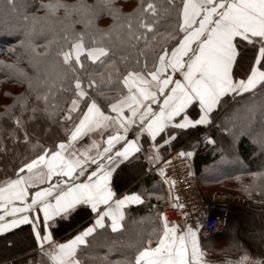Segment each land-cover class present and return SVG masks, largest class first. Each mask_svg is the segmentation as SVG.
<instances>
[{"label":"trees","instance_id":"trees-1","mask_svg":"<svg viewBox=\"0 0 264 264\" xmlns=\"http://www.w3.org/2000/svg\"><path fill=\"white\" fill-rule=\"evenodd\" d=\"M47 2L18 0L23 7L17 15L7 9L4 0H0V186L10 178L15 179L20 166L35 158L41 147L51 151L53 145L67 142L81 110H87L85 97L76 110L70 111L71 101L76 98L74 81L58 78L57 72L63 69L53 67L58 45L64 43V31H57L55 39L51 33L40 31L35 34L34 43L39 45L37 51L45 54L39 57L38 83L35 80L37 70L33 67L35 62L22 46L32 17L42 16L45 9L40 5ZM150 3L155 6V13L147 10ZM182 4L183 0H117V7L125 19L124 40L117 44L104 43L109 49L107 59L102 58L103 63L87 61L78 72L82 86L105 113L110 112V103L126 93L123 77L129 71L151 69L158 63L162 50L170 52L182 39L183 33L178 29L182 22ZM107 15V12H101L96 17L98 26L106 23L104 17ZM24 16L29 19L24 20ZM129 21L132 24L131 35L126 26ZM141 24H151V28ZM79 27L75 25L74 33H83L79 32ZM108 27L113 28L114 25L109 23ZM46 39H51L52 43L47 44ZM85 42L90 43L86 35ZM252 56L251 46L240 43L232 68L235 80L246 79L245 73L250 74V63L258 67ZM90 73L96 83L88 88ZM38 96H47L48 103ZM197 110L198 106H190L189 116L193 117ZM168 135L175 138L165 144L164 139ZM208 138L214 141V145L195 156V168L201 184L212 192H226L233 199L247 201L245 205L236 206L235 216L228 219L223 234L218 236L222 245L216 248H220L217 253L236 252L233 248L239 245L241 237L255 230L254 223L264 225V87L257 85L250 92L221 97L211 113V123L163 132L156 142L163 155L168 151L188 150L194 154ZM141 144L147 153L151 141L141 137ZM147 171L148 161L141 151L121 163L112 180L116 194L150 185L157 172ZM162 186L161 199L145 200L142 205L127 209L121 230L113 231L107 225L89 236L87 244L77 250L76 258L80 263L128 264L148 241L156 242L162 233L161 219L168 203L167 190L163 183ZM93 215L88 206L78 205L69 216L63 220L57 218L51 224L52 237L60 242L73 238L88 226ZM201 235L203 242L217 238ZM0 264L51 262L41 250L31 224H27L0 235Z\"/></svg>","mask_w":264,"mask_h":264},{"label":"snow or ice","instance_id":"snow-or-ice-1","mask_svg":"<svg viewBox=\"0 0 264 264\" xmlns=\"http://www.w3.org/2000/svg\"><path fill=\"white\" fill-rule=\"evenodd\" d=\"M4 2L9 11L19 15L23 6L18 0ZM40 7L46 9L49 16H55L63 8L65 19L74 14L81 15L87 9L89 23L101 12L114 17L120 15L119 8L114 7L111 0H100L94 13L90 11L91 6H69L63 0H48ZM182 7V22L178 25L183 33L182 39L170 52L162 50L158 63L151 69L129 71L123 77L127 91L115 103L109 104L112 115L101 111L78 75L87 61L103 63L102 58L108 56V47L94 37L88 38L90 43H86L84 33L64 31V43L58 45L53 67L63 69L57 72L58 78L74 81L76 98L71 101L70 111L76 110L85 97L87 110H81L67 142L53 145L51 151L41 147L35 158L20 166L15 179L10 178L5 181V186H0V208L5 209L0 213V232L30 223L38 241L53 242L54 247L46 253L51 264H80L76 258L77 249L87 244L86 238L97 228H104L105 220L110 221L113 231L118 230L122 227L120 221L125 206L142 202V194L135 192L117 198L110 185L118 162L143 149L141 137L152 141L151 146L158 150L154 142L161 132L206 125L221 97L250 92L257 85L264 87V71L261 70L264 69V0H183ZM147 10L156 12L151 3ZM23 18L29 19L27 16ZM34 19L36 17H32ZM126 26L131 35V22ZM141 26L151 28V24ZM41 32L49 33L46 29ZM104 35L109 33L104 31ZM46 43L51 44L52 40L46 39ZM240 43L251 46L252 61L258 67L250 63V74L245 73L246 79L235 80L232 68ZM30 47L35 56L45 55L37 51L39 45L34 42ZM33 67H36L35 63ZM177 75L180 78H174ZM95 83L94 75L90 73L88 88ZM29 86L32 87L31 80ZM38 99L48 103L47 96H38ZM190 106H198L193 117L188 114ZM129 132L131 139L128 138ZM89 134H98L101 138L106 135L107 139L102 142L103 146L90 140L88 146L77 148L75 142ZM174 138V135H168L164 143L168 144ZM180 154L193 155L191 151ZM148 158L155 159L156 154ZM81 176H87V180L81 182ZM38 180L47 186L35 191L29 203L25 199L26 190L30 186L36 187ZM15 200L22 201V206L8 210L5 202ZM78 205L89 207L94 214V223L66 243L54 242L45 229L51 227L57 218L63 220L69 216ZM32 212L42 213V221L39 216H32ZM6 215L11 218L6 219ZM38 222L44 226L40 230H37ZM43 247L41 244L42 251ZM203 257L197 229L189 226L178 233L176 225L169 226L164 220L163 234L158 237L156 246L151 247L149 241L148 246L137 250L128 264H206Z\"/></svg>","mask_w":264,"mask_h":264},{"label":"built area","instance_id":"built-area-1","mask_svg":"<svg viewBox=\"0 0 264 264\" xmlns=\"http://www.w3.org/2000/svg\"><path fill=\"white\" fill-rule=\"evenodd\" d=\"M213 145L211 138L206 139L190 157L181 155V151L170 152L162 167H156L171 192L163 218L170 226L176 225L178 232L191 226L205 236L218 237L223 234L229 215L234 211L231 194L205 188L195 168V156Z\"/></svg>","mask_w":264,"mask_h":264},{"label":"crops","instance_id":"crops-1","mask_svg":"<svg viewBox=\"0 0 264 264\" xmlns=\"http://www.w3.org/2000/svg\"><path fill=\"white\" fill-rule=\"evenodd\" d=\"M174 78H180V77L177 75ZM153 107H155V105H153ZM101 111H103V110L101 109ZM125 111L127 112V110H125ZM106 114L112 115L113 113H111V110H110V112L106 113ZM210 117H211V113H210ZM162 133L163 132H161L156 137V140L158 139V137ZM128 138L129 139L132 138L131 132L128 133ZM106 139H107L106 135L103 138H101V136L98 135V134H89V135H85L84 137L80 138L78 141L75 142V144H76L77 148H83V147L89 145L90 140H93V141H96L97 143H100L103 146L102 142L106 141ZM156 140H155L154 143L157 146H159V148H160V145L157 144ZM152 143L153 142L151 141V144L149 146V149H148L147 153L144 152L143 149L141 150V152L145 155V158L148 161V171H147L148 173L157 172L156 171L155 162L157 161L158 152L160 151V149L154 151L153 150L154 148L151 146ZM119 146L120 145H117V147H119ZM136 153L137 152L133 153L128 159H130ZM153 153L156 154V158L155 159H149L148 157H151L153 155ZM127 160H121L120 162H118L116 168L112 172L111 179H110V185H111L113 191H114V188L112 186L113 175H114L115 171L117 170V168L119 167V165L121 163L127 161ZM89 171H91V169H89ZM156 174L157 175L155 176V178L152 179V183L150 185H148V184L146 185L145 184L144 186L141 187L140 190L125 191V192H123L121 194H116L117 198H119L122 194L123 195H127V194H131L133 192L138 193V194H142V196H141V201L142 202L141 203L131 204V205H126L125 206L124 217L120 221L122 227L119 228L116 231H119V230H121L123 228V223H124V220L126 218L127 209L129 207L142 205L145 202V200H149V199L159 200V199L162 198V196H163V186H162L163 179L160 176V172H157ZM79 179H80L81 182H83V181L87 180V176H81V177H79ZM53 181H55V177H53ZM3 186H5V184ZM46 186H47V183H40L39 180H38L37 184H36V187H31L30 186V187L27 188L25 199L30 203L31 202L30 198L34 195L35 191L39 190V188L46 187ZM5 203H7L8 210H10L12 207L22 206V204H23V202L19 201V200H15V201H12V202H7L6 201ZM101 207H103V206H101ZM4 211H5L4 208H0V213H3ZM31 215L32 216H39L41 218V221H42V213L32 212ZM5 218L6 219H10L11 217H8L6 215ZM30 219H31V217H30ZM161 220H162V226H163L164 220H163V218ZM93 223H94V215H93L92 221L85 228L91 226ZM27 224H30V223L20 224V225H18L15 228L9 229V230H7L5 232H0V235L1 234H5L6 232H9L11 230L17 229V228H19L21 226H24V225H27ZM254 224L256 226L255 230H253V231L249 232L248 234H246L245 236L241 237L240 241H239V245L236 248H233L234 250H236V252H221V253H217L216 250H219L220 248L219 249H216V248L222 245V243H220V241H219V238L218 237L217 238H209V239H205V242H203L201 232L199 230H197V238H198L201 250L204 253L203 259L206 262V264H229V262H232V264H264V225L263 226H259L257 223H254ZM107 225L108 226L110 225V221L109 220H105V226H107ZM43 227L44 226H43L42 222H38L37 230H40ZM97 229H99V228H97ZM45 231L51 234L49 228L45 229ZM162 234H163V228H162L161 235ZM73 238H70L69 240H71ZM52 240L54 242H56V243H66L67 241H69V240H66V241L60 242V241L54 239L53 237H52ZM148 242H147L146 246H148ZM157 242H158V240L156 242L151 241V247H155ZM39 243H40V247H41V244L44 245L43 251L45 253H47L52 247H54L53 242L39 241ZM243 257H246V259L242 260L241 258H243Z\"/></svg>","mask_w":264,"mask_h":264},{"label":"clouds","instance_id":"clouds-1","mask_svg":"<svg viewBox=\"0 0 264 264\" xmlns=\"http://www.w3.org/2000/svg\"><path fill=\"white\" fill-rule=\"evenodd\" d=\"M63 3L69 6H91L90 11L94 13L97 11V5L100 3V0H63ZM111 3L114 7H117V0H111ZM88 13L89 10L86 9L81 15L74 14L65 19V10L63 8H61L55 16H49L47 10L45 9L42 16H38L32 21V24L27 29V35L25 36V41L22 46L25 48V51L32 56L36 64L37 75L35 80L37 83L40 80V59L34 55L30 47V43L34 42L33 38L35 34L40 32L41 29L48 30L49 33L52 34L53 39H55L57 31H65L67 29L69 32L74 33L75 25H79V32H83L88 38L94 37L98 42H103L105 44H117L124 40L125 19L121 13L117 17L110 14L105 16L104 20L106 23L99 26L95 20L92 23H89ZM109 23L114 25L115 28H109ZM101 30L107 31L109 35L105 36L104 31Z\"/></svg>","mask_w":264,"mask_h":264},{"label":"rangeland","instance_id":"rangeland-1","mask_svg":"<svg viewBox=\"0 0 264 264\" xmlns=\"http://www.w3.org/2000/svg\"><path fill=\"white\" fill-rule=\"evenodd\" d=\"M240 120H242V119H240ZM209 123H211V117H210V120H209ZM201 135H202V133H201ZM206 140V139H205ZM205 140L202 142V143H204L205 142ZM158 149H160L159 148V146H158ZM154 151H156L157 150V148H154L153 149ZM189 151V150H188ZM188 151H185V152H188ZM150 152V151H149ZM170 152H173V151H168L167 153L165 152L164 153V155L162 154V152L161 151H159L158 152V158H157V161L155 162V164H156V167H158L159 169L162 167V162H163V160L165 159V157L170 153ZM163 182V185H164V189L165 190H167V197H168V200H169V196L171 195V192H170V188H169V186H168V184H167V182L166 181H162ZM210 190V189H209ZM234 207H233V209H236V206H238V205H245L246 203H247V201L244 199H241V201L239 200V199H234ZM242 202V203H241ZM233 217V216H235V211H233V213H231L230 215H229V218L230 217ZM228 218V219H229ZM227 226V225H226ZM221 236V235H220Z\"/></svg>","mask_w":264,"mask_h":264}]
</instances>
